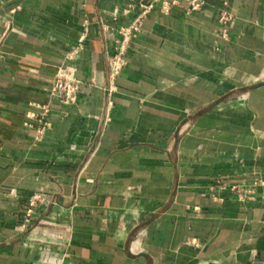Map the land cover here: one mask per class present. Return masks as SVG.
<instances>
[{
    "label": "crops",
    "instance_id": "0c3cea01",
    "mask_svg": "<svg viewBox=\"0 0 264 264\" xmlns=\"http://www.w3.org/2000/svg\"><path fill=\"white\" fill-rule=\"evenodd\" d=\"M188 1L156 5L110 91L128 0H0V264H264V0Z\"/></svg>",
    "mask_w": 264,
    "mask_h": 264
},
{
    "label": "built area",
    "instance_id": "2783aa9c",
    "mask_svg": "<svg viewBox=\"0 0 264 264\" xmlns=\"http://www.w3.org/2000/svg\"><path fill=\"white\" fill-rule=\"evenodd\" d=\"M180 4L179 0H128L124 13L127 14L134 9H137V13L133 17L132 21L127 26H121L117 30V37L114 40L111 54L108 58V80L109 90L113 91L115 86V80L122 72L126 65V55L131 42L136 38L137 34L141 30L142 22L148 17V15L154 10L156 5L159 7V11L162 13H169L171 8ZM202 5L201 0H189L188 9L186 14L189 15L191 11L198 10ZM224 8L221 10L218 22L221 27V35L226 36L229 25L232 20V15L227 11V3H223ZM79 89V82L76 78L75 69L68 67L64 70H60L53 78L48 88L49 98L55 99L58 103L63 105L73 104L77 100V93ZM41 110V114L32 113L28 118H33L37 122V126L34 129L33 139L35 142L42 140L48 127L50 126L48 121L49 107L47 105L37 106ZM25 126L32 128L30 124ZM232 190L239 195L240 198L244 197V192L232 187ZM43 193L36 192L28 200V204L24 213L23 223L20 229L25 231L32 223V217L37 208L43 204ZM39 264H63L62 259L52 256L50 253L45 252L39 261Z\"/></svg>",
    "mask_w": 264,
    "mask_h": 264
}]
</instances>
